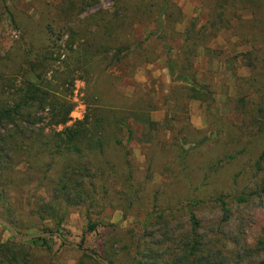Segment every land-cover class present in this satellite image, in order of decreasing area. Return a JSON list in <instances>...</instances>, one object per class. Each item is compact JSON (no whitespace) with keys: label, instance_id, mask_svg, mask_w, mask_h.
I'll list each match as a JSON object with an SVG mask.
<instances>
[{"label":"rangeland","instance_id":"rangeland-1","mask_svg":"<svg viewBox=\"0 0 264 264\" xmlns=\"http://www.w3.org/2000/svg\"><path fill=\"white\" fill-rule=\"evenodd\" d=\"M161 1L0 0V61L6 68L0 71L8 76L10 69L24 68L26 55L35 60L46 48L49 24L56 34L60 27H66L83 38L86 32H94L112 21L120 39L128 40L129 35L141 40L155 28L151 21L157 17ZM168 2L171 15L164 22L169 36L172 32L184 33L194 18L197 28L201 27L215 4L212 0ZM244 6L238 5L235 8L238 15L230 14L228 26L218 31L207 49L198 51L196 78L211 92L209 104L189 99L182 103V85L170 80L164 49L156 38L149 39L141 48L153 63L144 64L133 56L129 61L135 68L131 78L122 67L105 68L103 63L93 65L89 75H73L72 123L83 119L88 102L115 110L144 97L153 100L154 106L148 111L153 122L164 126L172 119L177 129L188 126L184 130L185 141L178 140L176 145L163 127L154 135L158 142L147 143L142 126L132 124L135 131L132 142L122 139V146L131 154L128 158L131 167L124 163L122 148L115 145L108 146L103 155L87 159L92 166L103 170L113 166L118 177L114 174L116 178L111 183L99 175L84 181L86 185L93 182L98 188L108 184L110 194L105 196L98 191L103 209L92 208L88 216L83 207L69 210L65 223L57 231L68 246L61 248L59 241L51 238L52 264L81 261L104 264L107 261L101 256L105 249L115 264H131L136 244L144 241L151 244L154 242L151 235H158L156 229L144 231L142 225L145 212L153 207L156 211L175 212L184 228H190L188 212L194 213L202 244L223 252L222 256H217L215 251L214 254L227 258L225 264H264V195L260 193L264 186V158L259 161L264 153V134H258L255 126L247 130L245 122L242 123L245 116L264 121V0H255L253 9L243 10ZM230 10L228 6V13ZM251 11L258 15L255 17ZM67 37L63 36L51 56L58 60L50 65L52 72L48 74H53L54 84H59L61 77L68 80L66 68L72 70L75 66L76 56L68 53ZM95 37L98 44H111L108 37L101 34ZM56 53L61 54L60 59ZM8 92L7 89L5 95ZM93 96L96 99H91ZM78 160L68 154L61 156L56 160L55 173L75 166ZM129 172L139 190L131 200L117 194L127 187ZM45 183L37 180L32 187L36 189ZM220 197L224 198V209L216 202ZM237 198L245 202L238 203ZM193 203L196 205L192 206ZM27 213V209L18 212L20 227L15 229L22 236L37 235L43 229L56 231L52 220L42 222ZM89 219L100 223L94 233H87ZM142 235L149 237L139 241ZM11 237L7 228L0 225V242ZM25 246L26 252L36 259L33 264L49 263L48 258L41 259L40 249L29 243ZM124 246H127L125 251ZM83 251L91 253L98 263L82 257Z\"/></svg>","mask_w":264,"mask_h":264},{"label":"trees","instance_id":"trees-1","mask_svg":"<svg viewBox=\"0 0 264 264\" xmlns=\"http://www.w3.org/2000/svg\"><path fill=\"white\" fill-rule=\"evenodd\" d=\"M212 1L215 4L206 15V21L201 27L197 28V19L194 18L184 33L172 32L169 36V28L164 22V19L171 15L169 2L162 0L158 6L157 17L151 21L155 28L137 41L129 35H127L128 40L120 39L114 32L112 21L96 28L94 32H86L83 38L80 33L66 27H60L56 34L53 26L49 24L46 26L48 35L46 48L35 57V60H32L30 55H26L24 68L19 66L10 69L8 76L0 71V218L8 222L18 235H21L15 229V226L20 227L18 212L26 209L31 218L42 222L48 219L56 224V231L43 229L39 234L58 233L71 208L83 207L87 209V216L92 208L103 209L99 204L98 191L102 192V195L109 196V185L98 188L95 183L89 182V185H86L84 181L93 180L99 175L100 179L111 183L118 174L113 166H110V170H103L100 166H92L87 159L98 154L103 155L108 146L115 145L122 148L124 163L131 167L128 160L131 154L122 146V139H125L126 143L132 142L135 135L132 124L142 126L147 143L158 142L154 135L160 133L162 127L164 132L170 133L173 144L179 145L178 140L185 141L184 130L188 124L177 129L174 127L176 122L172 119L164 126L153 122L148 112L149 107L154 106L153 100L144 97L134 99L131 106L115 110L104 109L99 104L88 102L83 119L72 123L70 116L74 104L70 93L73 88V75H89L93 65L103 63L105 68L122 67L131 78L130 75L134 73L135 68L129 61L134 56L135 60L144 64L153 63L141 48L149 39L156 38L163 46L166 56L165 68L170 80L182 85V103L189 99L209 104L212 101L211 92L196 78L198 51L201 48H208V42L217 37L220 29L228 26L231 15L232 17L238 15L235 14L238 5H245L243 10L253 9L255 5V0ZM228 6L231 8L230 13ZM252 13L255 17L258 15L256 11H251ZM97 34L108 37V42L111 44L96 43ZM64 35H68V53L76 56L75 66L72 70L66 68L65 75H68V80L65 78L62 80L61 77L60 83L54 84L51 81L53 74L49 76L48 74L52 72L50 65L58 60L52 59L51 56L54 49H58V43ZM135 53L137 55H133ZM56 54L60 59L61 54ZM0 68L6 69L1 61ZM186 70H190L191 73ZM7 89L9 92L5 95ZM93 97L91 99H96L95 96ZM184 120L188 121L187 118ZM243 120L242 123L245 122L247 130L255 126L258 134H264V121H255L248 116ZM66 154L78 158L77 164L63 168L58 174L55 173L56 160ZM263 158L264 153L259 161ZM114 174L116 177H113ZM132 179V172H129L127 187L121 188L117 193L119 196L125 195L131 200L137 195L139 190L133 185ZM37 180L46 181V186L43 184L34 189L32 184ZM26 188L27 192H25ZM30 191H34L35 194ZM260 193L264 195V186ZM236 201L245 202L243 198H237ZM216 202L223 209L225 208L223 197L218 198ZM195 205L196 203L192 204ZM145 213L143 230L153 228L158 235L154 237L151 235L154 239L151 244L145 241L136 244L135 257L131 264L226 263L227 258L215 257L216 248H208L202 244L194 213L188 212L190 228H184L173 211L170 213L156 211L153 207ZM39 227L43 228V226ZM99 227V222L89 219L87 233H94ZM111 228L115 230L114 226ZM59 235L63 238V235ZM60 237L52 235L28 243L37 250L40 249L38 251L42 254L41 259L48 258V264H52L51 238L57 239L61 248L68 246ZM148 237L149 235H142L138 239L142 241ZM119 242L120 240L117 244ZM28 243L17 242L13 237L0 242V264H33L32 261L36 259L32 258V254L26 252L25 248ZM260 243L263 245V240H260ZM126 249L127 246L122 248L123 251ZM215 253L217 256L224 254L218 250ZM92 256L91 253L83 251L82 257L96 261ZM101 257L109 264H115L108 249H105ZM100 261L103 263L102 260ZM79 264H83L82 261Z\"/></svg>","mask_w":264,"mask_h":264},{"label":"water","instance_id":"water-1","mask_svg":"<svg viewBox=\"0 0 264 264\" xmlns=\"http://www.w3.org/2000/svg\"><path fill=\"white\" fill-rule=\"evenodd\" d=\"M0 225L4 226L7 228V230L9 231V233L11 234V236L17 241V242H29V241H32L34 239H37V238H43V237H50V236H55V237H60V235L58 233H53V234H50V233H42V234H37V235H31V236H21V235H18L15 230L13 229V227L8 223L6 222L4 219L0 218ZM62 242L68 244L62 237H60ZM72 247L74 248H77V246L75 245H71ZM104 264H108L107 262H104Z\"/></svg>","mask_w":264,"mask_h":264}]
</instances>
